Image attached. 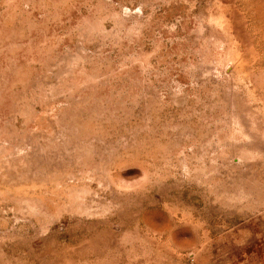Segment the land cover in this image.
Wrapping results in <instances>:
<instances>
[{"label":"rangeland","instance_id":"1","mask_svg":"<svg viewBox=\"0 0 264 264\" xmlns=\"http://www.w3.org/2000/svg\"><path fill=\"white\" fill-rule=\"evenodd\" d=\"M0 264H264V0H0Z\"/></svg>","mask_w":264,"mask_h":264}]
</instances>
